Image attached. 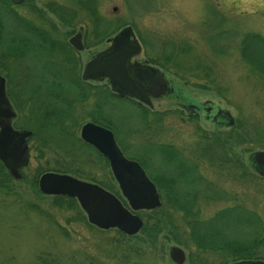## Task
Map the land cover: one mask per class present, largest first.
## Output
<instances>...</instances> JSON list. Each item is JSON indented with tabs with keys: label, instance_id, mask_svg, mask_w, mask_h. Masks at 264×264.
<instances>
[{
	"label": "rangeland",
	"instance_id": "374dc122",
	"mask_svg": "<svg viewBox=\"0 0 264 264\" xmlns=\"http://www.w3.org/2000/svg\"><path fill=\"white\" fill-rule=\"evenodd\" d=\"M73 1H27L29 5L41 8V13L32 11L27 4L14 6L18 15L39 26L50 36L49 42L39 45L41 50L23 45L20 41L21 44L15 47L13 55L5 48L3 39L0 41V61L4 64L1 63V66L11 79L13 93L16 95L21 88L25 89L34 82L33 78H30L31 82L24 76L30 74L33 77L37 73L52 72L56 67L54 63H61L63 58L66 60V54L58 42L66 41L79 26L83 27L88 20L87 13L78 10L67 21L65 15L59 19L58 15L48 11L44 5L56 2L69 7ZM94 2L97 14L101 17L97 29L99 32L94 35V31H89L85 47L78 51L73 49L78 76L83 63L108 44L107 38L111 36L100 37L99 34L103 31L101 27L107 26L109 30L116 28L113 32H118L129 25L140 46L138 59L154 58L155 62L152 64L163 71L176 89L177 96L174 94L155 100L151 110L145 109L146 114L140 113L141 109L127 100H106L109 108L106 116L114 125L113 136L121 152L129 158L142 160L154 174L152 176L160 180L165 172L170 171L171 165L178 164V161L194 165V173L200 174L214 188L226 192L231 200L202 202L203 217L211 216L223 205L231 204L234 199L264 216V177L255 175L254 171L248 169L252 176L234 178L228 172V169L234 168L233 165L221 160H208L198 144V136L203 129L211 132V138L217 139L228 158L238 156L240 161L245 162L248 152L264 149V75L254 71L238 53V38L244 31H256L264 36V0ZM220 31L223 33L219 38L216 33ZM141 37L152 44V51L145 49ZM21 82L25 84L22 86ZM87 82L108 88L105 81ZM53 92L50 95L57 105L64 112L67 110L72 119L79 123L74 128L78 135L80 124L88 120L96 94L78 103L71 101L72 95L66 91L65 86ZM57 92L59 95L55 96ZM177 98L184 102L207 100L213 106L226 109L234 120V136L220 138V133L212 130L211 122L205 120L202 114L190 117L179 111ZM9 99L16 113L13 126L23 128L27 123L34 124L26 111L28 104L25 102L22 105L19 97H16L20 106L18 112L13 95H9ZM37 119L39 120L38 117ZM66 119L59 124L60 127H68ZM50 129L51 127L49 131ZM51 130L62 136V131H57L58 127ZM40 135L41 133L35 139L38 142L42 141ZM35 140L31 143H35ZM45 144H50V141ZM169 144L177 147L187 160H172L169 165L165 163L161 167L156 147L157 151L158 147L163 146L172 152L173 146ZM42 150L39 158L36 157L37 152L31 150L28 165L21 171L19 178L10 176L8 183H0V264H176L168 255L170 246L183 250L185 259L181 264H192L188 259L189 253H197L199 259L206 264L232 262L231 252H208L194 248L189 237L181 233L179 227L182 224L178 215L170 214L178 228V235L166 232L165 227L158 233L153 228L148 233L138 230L129 237H124L128 236L125 234L121 237L115 228L99 229L89 224L77 202L73 208L58 207L53 203L52 196L59 195L41 193L37 187V176L35 183L31 180L39 165L50 170L58 167L63 173L82 180L111 184L117 189L118 186L102 156L99 158L85 150L80 155L74 153L71 160L68 156L70 153L64 152L59 146L52 148L48 145ZM222 151L219 153H223ZM172 156L173 152L170 154ZM145 170L147 171L146 168ZM161 190L163 194L169 193L163 184ZM77 216L82 219H77ZM179 235L180 240L184 239L183 242L175 238ZM261 254L259 259L264 261V252L261 251Z\"/></svg>",
	"mask_w": 264,
	"mask_h": 264
},
{
	"label": "trees",
	"instance_id": "16d2710c",
	"mask_svg": "<svg viewBox=\"0 0 264 264\" xmlns=\"http://www.w3.org/2000/svg\"><path fill=\"white\" fill-rule=\"evenodd\" d=\"M27 1L28 0H25L18 5H29ZM14 6L15 5L9 0H0V41L3 39L2 42L4 41L3 44L5 48L7 51L10 50L12 55L13 52H15V47L21 43L23 45L33 46V49H40L39 45H45V42H49L50 36L39 26L32 24L26 18L18 15L14 10ZM44 6L51 13H54L56 16L58 15L57 17L59 19L61 16L63 18V15H65L68 17V19L65 17L67 21L72 19L78 10L86 12L88 20L84 24L82 31L85 44H87L86 39L89 31H94V35L99 32L97 29L101 17L97 14L94 0H74L72 6L69 7L60 5L56 2H48ZM29 8L34 12H42L41 8H36L34 5H29ZM101 28L103 31L99 34L100 37H108L113 33L114 29H116L109 30L107 26L106 28ZM18 31L23 33H17ZM70 32L72 31H69V33ZM221 33L223 32H217L216 36L220 38ZM30 37L32 39H30ZM20 41L22 42L20 43ZM141 41L145 49L148 51L153 50L151 43H148L142 37ZM58 45L66 54V60L64 58L62 60L65 64L62 62L54 63L53 65H56V67H54L55 70L52 72L46 71L44 74L37 73L34 74L33 77H30V74L27 77L24 76V78L29 80L33 78L34 82L32 80L31 82H33L34 85L32 83L26 86L25 89L21 88L18 95L13 93L11 79L7 73L3 71L1 66L2 62L0 61V69L4 72L6 77V94L8 96L13 95L15 99L14 105L18 112L20 111V106H18L19 102H17L16 97H19V101L22 102V105L25 102L28 104V110L26 111L33 119L34 124L30 125L27 123L24 128L31 131L29 137L30 148L37 152L36 157H41L43 147L48 145L52 148L59 146L64 152H69L70 155L68 156L71 160L73 159L74 153L80 155L83 151L85 152V150L90 153L94 152L96 156L101 157L91 146L82 142L78 135H76L74 128L78 127L79 123L72 119L73 117L70 116L67 110L64 112L50 94L54 93L53 90L57 91L61 86H65L66 91L72 95L71 101L78 103H82L90 98L89 96L92 94H96V96L93 97L92 108L89 111L88 120L107 127L112 131H115V128L107 119L106 115L108 114L109 108L105 102H107L106 100H115L119 102L121 98L111 93L106 86H95L90 82L82 81L78 76V70H76L77 60L74 55V50L66 41H59ZM238 53L240 58L254 71L264 75V36L262 34L256 31H244L241 33L238 38ZM148 60L151 63L155 62L154 58H149ZM165 60H167L166 56ZM49 76L52 78L54 77V79L48 80L47 78ZM27 82L29 81L27 80ZM23 84L25 83L21 82L22 86ZM50 90H52V92ZM56 95H59V92L55 93V96ZM146 112L145 109L140 110V113L146 114ZM63 119L68 120V127L63 125H61V127L59 126ZM50 127L51 129H57L58 127L57 131L60 129V131H62V136H58L57 133L51 129L49 131ZM40 133L42 141L40 140L41 142H38L36 140L39 138ZM228 135H230V133H228ZM32 140H35V143H31ZM49 141L50 144H45V142L48 143ZM156 152L158 153L157 147ZM138 161L147 169L146 172L155 184L157 192L161 194L162 201L160 206L154 209L135 212L142 218L143 224L140 229L142 232L148 233V230L154 228L153 230H156V233H158L166 227V232L178 235L176 232L178 229L175 226L176 223L170 218V214H174L179 216V222L182 224L181 227H179L181 233L189 237L190 243L194 248L208 252H231L232 262L261 258V251L264 252V216L261 213L255 209H250L241 205L233 198L234 201L231 204L223 205L209 217H203L201 203L209 200H224L225 202H229L231 200L229 196H226V192L214 188V186L205 181L200 174L194 173V165H185L182 162L171 165L170 171L165 172L163 179L160 180L158 177L152 176L154 174L147 168L146 163L142 160ZM221 161L233 165L234 168L228 169V172L233 174L234 178H245L248 175L252 176L248 170L249 167L246 161ZM230 161H233V163H230ZM153 167H156V165L153 164ZM57 168L52 170L63 173V171ZM0 170V183H8L10 176L6 173L1 164ZM46 170L50 169L41 167V165L37 166L31 179L33 183L36 182V176ZM95 182L116 195L125 205V200L121 197L119 190L115 186L107 183ZM161 184L167 188L169 193H162ZM52 197L53 203L58 207L64 206L65 208H73L76 206V200L72 197ZM82 217L84 220V216ZM76 218L82 219L80 216ZM117 232L121 237L124 236V234L118 230ZM176 237L179 238V241L183 242L184 239L180 240V235L175 236V238ZM188 259L192 264H196L195 262H198L197 264H206L199 259L197 253H189Z\"/></svg>",
	"mask_w": 264,
	"mask_h": 264
},
{
	"label": "water",
	"instance_id": "95a60500",
	"mask_svg": "<svg viewBox=\"0 0 264 264\" xmlns=\"http://www.w3.org/2000/svg\"><path fill=\"white\" fill-rule=\"evenodd\" d=\"M9 1L12 4H19L24 0ZM129 36H131L130 42L124 41ZM68 43L76 50L82 49L79 31L68 38ZM139 49V43L131 26L122 27L111 38L109 46L93 54L83 64L80 79L83 81L101 80L105 77L113 92L147 102L141 90L133 85L128 75V59ZM164 84L165 80H161L160 92L165 91ZM225 114L228 123H232L231 114L227 110H225ZM14 116L15 112L7 99L3 78L0 76V160L9 175L16 179L20 177L17 170L19 164H25L27 161L24 138L30 132L12 130L10 122ZM78 135L83 142L91 145L105 157L126 205L99 184L79 179L67 173L43 172L37 179L38 190L46 195L74 198L83 211L86 221L96 228H115L125 235L137 233L143 222L135 211L150 210L160 205L154 183L135 160L128 159L122 154L110 129L92 121H85L79 127ZM250 157L254 160H249V163L264 166V151H254ZM259 173L264 176V171H259ZM168 255L176 264H181L185 259L183 250L177 246H170ZM229 264H264V262L259 259L237 260Z\"/></svg>",
	"mask_w": 264,
	"mask_h": 264
},
{
	"label": "flooded vegetation",
	"instance_id": "af4514ba",
	"mask_svg": "<svg viewBox=\"0 0 264 264\" xmlns=\"http://www.w3.org/2000/svg\"><path fill=\"white\" fill-rule=\"evenodd\" d=\"M82 28H83L82 26H79L78 29L75 32L79 31V33H80V41L82 43V46H83L82 49H83L85 47V45H84V41H83ZM75 32H73L71 35H73ZM116 33L117 32H113L112 34H110L111 37H108L107 38L108 44L106 46H104L102 49H104L107 46H109L110 41H111V38ZM68 38H66V43H68ZM130 39H131V36H129L128 39L126 38V40H124V41L130 42ZM122 41H123V39H122ZM68 45H69V43H68ZM70 47H72V46H70ZM72 49H74V48L72 47ZM102 49H100V50H102ZM74 50H76V49H74ZM100 50H98V51H100ZM98 51H96V52H98ZM96 52H94V54ZM140 53L141 52H140V49H139V51L137 53L132 54L129 57V59H128V66H129L128 75L131 78V80L133 82V85L136 86L137 89L141 90V93L144 96V98L147 100V102H142V101L136 99L135 97H132V96H129V95H119V94L113 92L111 90L110 85L108 84V81H107V79L105 77L102 78L101 80H91V81H105L107 83V85H108L109 91L111 93H113L115 96H117L118 98L127 100L131 104L136 105L138 109H148V110H151L152 107H153V102L155 100H158V99H160V98H162L164 96L174 95L176 93V89H175V87L173 85H171L169 79H167L165 77L163 71H161V69L159 67H157V65L152 64L146 58L138 59ZM0 76L3 78L4 91H5V94H6V77L4 75V72L1 69H0ZM47 79L48 80H52V79H54V77L52 78V77L49 76ZM161 80L162 81L165 80V84L163 86V88H165V91L164 92H160V90H159V85H160V81ZM86 81H89V80H86ZM6 96H7V99L9 100V102H10L9 96L7 94H6ZM175 96H177V95L175 94ZM177 100H178L177 106L179 107L178 108L179 111H181L183 113H186V115L187 116H190V117L191 116H199L200 114H202V116H203V118L205 120L211 122L212 130L215 131V132H219L220 133V138L223 137L224 139H226V137L228 136V133H230V135L232 137L234 136V134H233L234 131H235L234 130V127H235L234 120H233L232 123H228L227 116L225 114V110L226 109H222V108H220L218 106H213L207 100H204V101H198V100H196V101H193V102L192 101H190V102H184L183 100H180L178 98H177ZM10 104H11V102H10ZM11 107L13 109V105L12 104H11ZM151 112H153V111H151ZM15 115H16V113H15ZM14 117L11 119V122H10L11 127H12L11 129L12 130L17 131V132H21V131H29L30 132L29 135H27L24 138V142L26 143V157H27V161H26L25 164H22V163L19 164V167L17 169L18 170V173L21 174V171L28 165V162L30 160V156L29 155L31 154L30 152H31L32 149L30 148V139H29V137L31 135V131L28 130V129H26V128H24V127L22 128L20 126H13L12 121H13ZM86 121H90V120H86ZM84 122H82V123H84ZM81 124H80V126H81ZM198 130H200V129H198ZM78 132H79V129H78ZM111 132H112V130H111ZM210 133L211 132H206L205 130L202 129L201 132H200V134H199V136H198L200 138L198 144H199L201 150H203L204 153L207 155V159L208 160H241L240 157H238V156H236V157L232 156L231 158L230 157L228 158L227 155H226V152L222 151V148L223 147H221L220 146V143L218 141H216L217 139L213 140L211 138ZM112 134H113V132H112ZM78 137H79V135H78ZM203 139L205 141H203ZM15 142H17V140H15ZM169 145H171V144H169ZM6 146L9 148L8 145H6ZM89 146H91V145H89ZM171 146H173V145H171ZM158 148L159 149H158V158H157V160H160L161 167L165 163L167 165H169L170 163L173 162L172 160H187L185 157H183V155L181 154V152L179 151V149H177V147H175V146H173L171 148V151L173 152V156L172 157H170V154L172 152L167 151L165 148H163V146L158 147ZM92 149L96 153L100 154L93 147H92ZM259 150L264 151V149H257V150H252V151H250V152L247 153V156H246V164L248 165V167H250L249 168L250 170H252V171L255 172V175L264 177L263 175H261L259 173V171L260 172L261 171H264V166H259V165L256 166L254 163H252V164L249 163V160H254L252 157H250L251 153H253L254 151H259ZM221 151L223 153H219ZM92 153H94V152H92ZM125 157L128 158V159H132V158H129L127 156H125ZM132 160H135V159H132ZM135 161L141 166V168L143 169V171L145 172V174L149 178V176H148L145 168L141 165V163L138 160H135ZM178 162H182V161H178ZM0 164L4 167V165H3V163H2L1 160H0ZM4 169H5L6 173L9 175L7 169L5 167H4ZM46 171H52V170H46ZM46 171H43V172H46ZM193 171H194V167H193ZM43 172H41L40 174H42ZM39 175L37 176V179H38ZM155 188H156V186H155ZM156 191H157V189H156ZM157 194H158V197H159V200H160V204H161V202H162L161 201V196H160L161 194L159 192H157ZM250 260H252V259H250ZM253 260H255V259H253Z\"/></svg>",
	"mask_w": 264,
	"mask_h": 264
}]
</instances>
